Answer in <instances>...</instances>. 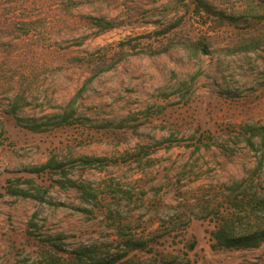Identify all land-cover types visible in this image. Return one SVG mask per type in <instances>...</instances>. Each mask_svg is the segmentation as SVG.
<instances>
[{
    "label": "rangeland",
    "instance_id": "374dc122",
    "mask_svg": "<svg viewBox=\"0 0 264 264\" xmlns=\"http://www.w3.org/2000/svg\"><path fill=\"white\" fill-rule=\"evenodd\" d=\"M195 1L0 0V264H44L48 237L68 250L115 249L123 235L151 240L128 254L141 264H264V243L210 246L214 209L230 187L264 192V150L238 134L242 124H264V0H204L236 17L221 26L203 11L193 17ZM91 18L123 23L96 35ZM179 18L172 32L153 34ZM202 36L210 53L177 41ZM250 42L252 50H235ZM102 47L122 58L88 81ZM81 87L72 124L28 126L62 113ZM168 137L172 147L138 153ZM52 155L90 200L59 176L28 172ZM82 156L106 160L70 162ZM25 178L46 189L44 201L7 193L33 192Z\"/></svg>",
    "mask_w": 264,
    "mask_h": 264
},
{
    "label": "trees",
    "instance_id": "16d2710c",
    "mask_svg": "<svg viewBox=\"0 0 264 264\" xmlns=\"http://www.w3.org/2000/svg\"><path fill=\"white\" fill-rule=\"evenodd\" d=\"M191 15L193 17L201 14V11L205 12L208 16H214L215 23L221 26L224 20H229L228 23H232L234 18L230 15L224 14L221 11H215L210 4L204 0H197L191 5ZM93 20V26L96 28L94 34L98 35L109 29L115 28L123 23V21H115L113 19L105 18H91ZM181 19L169 23L165 27L153 32L154 35H165L176 27L180 26ZM152 33H147L145 36L150 37ZM179 44L190 49L194 53L202 51L207 54L210 53V42L205 37H199L198 39H190L186 37H180ZM171 42V41H169ZM130 45V40L120 41L117 46L120 48ZM134 47V45H131ZM169 46V45H168ZM167 48V46L165 47ZM165 48L163 50H165ZM255 48V43L250 42L244 44L235 50H252ZM162 52V51H161ZM159 53V52H158ZM94 62L90 67V76L88 81L93 80L99 74L106 72L114 67V65L121 60L122 56L115 57V55L109 53L107 47H102L98 52ZM84 87H81L73 97L68 101L63 112L53 114L47 117L45 122H37L36 118L25 119L28 126L33 130L45 129L44 125L52 124L55 126H61L66 124H72L77 120L76 102L81 97ZM15 110L13 107L12 112ZM17 122L21 119L17 118ZM2 134V132H0ZM238 134L243 136L249 145H253V138L259 140V144L264 150V124H242L239 126ZM175 141L168 137L163 140H157L151 145H140L138 149L139 154H150L162 147H172ZM71 163L79 162L82 166L90 167L97 164H104L106 158L100 156H82L70 159ZM28 172L36 175L46 174L50 177L53 175L59 176L57 182L61 185H69L83 191V197L86 201L90 200L92 194L86 190L85 185L77 183L68 177L67 162L58 159L56 155L50 156L44 163L39 165H33L27 168ZM16 182H20L19 178L15 179ZM23 182L29 184V187L33 189V192L13 188H7V193L20 195L25 198H32L37 201H44V193L46 189L36 184L34 179L25 178ZM241 182H235L230 187L231 197H225L224 208L214 209V226L210 231L211 248L213 249H228V250H244L258 248L264 243V192L260 191H245L239 189ZM185 223L183 226H186ZM35 226V224H33ZM150 239H144L141 237H132L123 235L120 246L112 249L108 244H87L76 247L74 249H65L60 242H57L55 238L48 237L42 240L40 245L42 259L44 264H141L140 261L135 260L129 256V252L132 250H146L149 246ZM195 244V240L191 239L187 243L188 248L192 249ZM150 249V248H148Z\"/></svg>",
    "mask_w": 264,
    "mask_h": 264
}]
</instances>
